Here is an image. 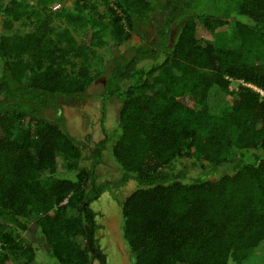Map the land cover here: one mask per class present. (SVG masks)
Returning a JSON list of instances; mask_svg holds the SVG:
<instances>
[{
  "label": "trees",
  "instance_id": "16d2710c",
  "mask_svg": "<svg viewBox=\"0 0 264 264\" xmlns=\"http://www.w3.org/2000/svg\"><path fill=\"white\" fill-rule=\"evenodd\" d=\"M263 94L264 0H0V264H108L105 192L132 264L260 256ZM91 95L103 135L80 140L64 107Z\"/></svg>",
  "mask_w": 264,
  "mask_h": 264
},
{
  "label": "rangeland",
  "instance_id": "374dc122",
  "mask_svg": "<svg viewBox=\"0 0 264 264\" xmlns=\"http://www.w3.org/2000/svg\"><path fill=\"white\" fill-rule=\"evenodd\" d=\"M52 9H56L59 7V3H52ZM196 34L199 38H207L210 39L211 35L201 26L196 25ZM102 77L97 78L96 82L93 83L89 89L87 90L88 94L94 93L98 95L102 90ZM230 90L237 89V83L232 82L229 86ZM264 95V94H263ZM99 99L97 96L91 95L86 100L82 99V105L77 104L76 106H66L64 107V115L67 118L68 122V130L71 133H74L80 140L87 139V135H91L92 139L98 140L102 138L103 132L101 128V124L99 121ZM81 102V100H79ZM101 102V101H100ZM106 107V120L105 125L106 128L111 127L110 124H114L116 122V112L117 109L116 105H119L117 100L115 101H108ZM113 104H115L113 106ZM62 113L63 110L61 109ZM110 161L117 165L114 158L109 156ZM99 167V165H98ZM62 171L63 168H61ZM60 170V171H61ZM98 177H106L108 169L107 166H100L99 171H97ZM134 185L132 183H128L124 186V189L121 190V194H125L131 189V186ZM119 195V196H120ZM106 196V198H102ZM98 201L93 203V208L98 212V219L104 223V227L100 230L101 237L99 238L100 247L103 250V253L107 255V263L108 264H132L133 258L131 256V251L123 237L122 234V217L120 214V207H118L116 201L109 198L107 192H105ZM27 236V235H25ZM26 241L30 242L28 236L26 237ZM25 241V242H26ZM104 246H106L104 248ZM262 251V252H261ZM261 254H264V246H262L260 250ZM260 256L254 257L252 260L249 261L247 264H263L264 261ZM40 255V264H55L56 260L53 259L49 253L46 252H36V256ZM92 264H98V262L93 261Z\"/></svg>",
  "mask_w": 264,
  "mask_h": 264
},
{
  "label": "clouds",
  "instance_id": "9594fccd",
  "mask_svg": "<svg viewBox=\"0 0 264 264\" xmlns=\"http://www.w3.org/2000/svg\"><path fill=\"white\" fill-rule=\"evenodd\" d=\"M245 84V83H244ZM246 85H248V84H246ZM249 86V85H248ZM250 87H252L253 89H255V87H253V86H250ZM257 89V88H256Z\"/></svg>",
  "mask_w": 264,
  "mask_h": 264
},
{
  "label": "built area",
  "instance_id": "2783aa9c",
  "mask_svg": "<svg viewBox=\"0 0 264 264\" xmlns=\"http://www.w3.org/2000/svg\"><path fill=\"white\" fill-rule=\"evenodd\" d=\"M242 84H244V83H242ZM250 86V85H249ZM256 89V88H255ZM256 90H258V89H256ZM258 91H260V90H258Z\"/></svg>",
  "mask_w": 264,
  "mask_h": 264
}]
</instances>
